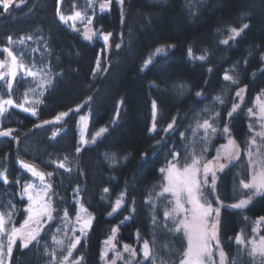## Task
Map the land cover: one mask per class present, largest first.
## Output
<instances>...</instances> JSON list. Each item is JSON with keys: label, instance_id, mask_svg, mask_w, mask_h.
<instances>
[{"label": "trees", "instance_id": "obj_1", "mask_svg": "<svg viewBox=\"0 0 264 264\" xmlns=\"http://www.w3.org/2000/svg\"><path fill=\"white\" fill-rule=\"evenodd\" d=\"M57 1L24 0L16 7L19 0H15L6 13L0 5V49L10 47L14 54L24 51V63L30 66L35 58L37 69L43 66L39 63L43 53L44 63L51 71L45 68L48 76L41 78L53 81L41 95L31 77L22 80L18 75L11 98L19 104L27 95L29 103L25 106L35 107L38 115L33 117L12 107L0 117V131L12 129V137H17L0 138V171L9 179L7 185L0 179V212L13 211L10 205L15 208L5 232L0 233V243L6 253L8 234L27 217L28 202L21 199V192L22 186L31 182V176L19 167L20 160L44 173H53L51 182L60 199L53 197L52 206L61 215L67 208L70 219L67 233L59 220L45 225L40 244L33 242L28 249L20 248L18 237L11 260L6 254L4 260L8 264H51L50 254L54 252L56 264H60L71 242V228L79 227L75 222L78 205L73 202L74 189L79 188V201L94 220L69 264L78 256L84 257L82 264H100L102 244L116 226H119L115 241L119 251L128 244L136 250V260L141 264H178L187 242L181 232L172 230L178 218L164 219L163 213L172 208L171 198L157 195L164 186L160 169L173 160L171 153L179 154V168L190 164L193 154L201 161L213 159L217 148L225 142L226 135L220 133L227 123L231 137L239 145L240 156L218 175L215 196L205 191L204 199L216 203L218 196L223 205H231L250 194L241 189L240 181L249 179L244 151L259 129V120L249 109L253 112L256 96L264 92V62L260 59L264 54V0H125L123 23L121 8L115 0L111 11L105 13L99 10L104 0H92L91 8L89 0H62L59 8ZM75 11L84 14L85 19L75 22L77 30L74 31L73 21L65 24L59 14L71 16ZM88 17L93 18L89 26L93 31L112 33L107 44L99 36L91 41L83 38ZM245 23L250 27L237 42H230L228 46L220 44L228 38L230 27ZM9 35L16 41L29 35L33 39L26 40L24 45H8ZM158 47L166 48V52L153 57L152 63L144 68L145 61ZM189 47L194 57L205 55L202 50L207 49L208 59H189ZM32 49L39 51L32 52ZM5 56L0 52V60ZM225 72L238 78L239 83L232 85L224 81ZM57 73L61 75L57 77ZM245 86L240 108L233 117H227L232 103L239 101L235 92ZM198 91L204 95L197 97ZM217 95L224 99L223 105L214 102L213 97ZM8 98L5 83L0 82V99ZM37 100L43 102L34 103ZM85 102L90 115L89 133L102 127L108 131L79 153L76 152L79 112L72 111L59 123L35 127ZM153 102L157 105L154 132L150 131L154 122ZM216 112L220 113L219 120L213 124L217 133L204 143V130H197L195 135L193 130ZM173 118L176 119L174 130L164 132ZM249 125H252L251 131ZM205 148L207 151L202 152ZM53 160H63L71 171L57 169L51 163ZM105 188L109 189L107 193ZM121 193H124V204L110 216ZM261 216H264V197L254 198L243 210L221 208L219 236L228 264H261L259 258L254 261L247 254V247L235 242L238 233L243 234L245 242L251 240L256 220ZM125 217L129 219L121 225ZM53 235L63 244L57 245ZM259 235L264 236V222L260 224ZM144 240L149 242L154 260L143 259L140 251ZM113 255V252L108 254L110 260Z\"/></svg>", "mask_w": 264, "mask_h": 264}, {"label": "snow or ice", "instance_id": "obj_2", "mask_svg": "<svg viewBox=\"0 0 264 264\" xmlns=\"http://www.w3.org/2000/svg\"><path fill=\"white\" fill-rule=\"evenodd\" d=\"M115 2L121 8V23L124 22L123 15V6L125 4V0H115ZM15 0H0V5H2L3 12H8V10L13 6ZM24 3V0H19V3H15L16 7H19L20 4ZM59 3V0H58ZM113 0H104V2L99 4V10L101 13H105L111 11V5ZM88 7H93L92 0H89ZM191 8V5H189ZM59 13V9H58ZM59 19L67 24L69 21H73L72 28L73 30H77L75 26V22L77 20L85 19V15L80 11H75L71 16H65L63 14H59ZM93 23V18H87V24L85 25V32L83 33V38L86 41H91L94 37L99 36L103 39L105 44L108 43L109 38L112 33H104L102 30L93 31L90 25ZM250 27L249 24H243L239 27H230L228 29V38L220 41V44L228 46L230 42H237L238 38L242 37V34ZM32 36L21 37L18 41L13 40V37L9 35L7 37L8 45H12L15 43H19L21 45L25 44L26 40H32ZM117 48L120 47L119 44L116 45ZM168 48H175V45H168ZM46 51L48 50L47 44H45ZM32 52H38L39 49H32ZM156 53H164L166 52V48H157ZM206 54L194 57L192 53V48H188V57L189 59H195L199 61H206L208 59L207 49L202 50ZM0 52L6 54V59L4 61H0V69H6V71L0 72V81H3L6 86V90L9 94L8 99H0V117H4L5 113L8 112L9 108L15 107L19 108L25 113H30L33 117L37 116V109L35 107H26L25 105L29 103L27 99V95H25L24 101L22 103H15L11 98V92L13 90V82L17 80L18 75H20V79L27 80L28 77H31L34 82H36V87L40 89V94L43 95L44 91L52 86L53 81L51 79H43L48 76V72H45V68H48V71H51V68L44 63L43 53H41L40 64L43 66L39 69L36 68L37 61L35 58H32L31 64L24 63L25 52L21 51L19 54H14L13 50L10 47H4L0 49ZM261 61H264V54L260 57ZM151 58L145 61L144 67L147 68L149 64H151ZM247 63V61H245ZM97 68H99V61H97ZM143 70V69H142ZM209 72H212V69H208ZM264 71V70H262ZM95 74V70H94ZM57 77L61 75V73L56 74ZM223 80L226 82H230L232 85H237L239 83L238 78L234 77V75H230L228 72H225L223 75ZM247 86L244 88H239L235 92V97L239 98L241 102H243V93L246 91ZM35 91V89H32ZM197 97H202L204 95L203 91H198L195 93ZM92 97H89L91 100ZM259 99V97H257ZM214 102H218L220 105L225 103L224 99L221 95H217L213 97ZM42 100H37L34 103H42ZM240 108V104L233 102L230 111H227V117H233L234 113ZM153 118L154 122L150 131H156L155 124V116L157 105L153 102ZM79 107L75 109V111L79 112ZM73 111V109H69L67 112H61L58 114L54 120H44L41 124L35 125V127L40 128L44 125L48 124H56L59 123L65 117H68L69 114ZM206 111V110H205ZM249 113H252V109H249ZM261 117H264V104L260 106ZM220 113L216 112L209 119L203 120V123L197 124V129L193 130V134H196V131L199 129L204 130L203 142L208 143L211 136H215L217 133V128L213 126V124L219 120ZM176 125V119L173 118L172 122L167 125L164 132H169L174 130V126ZM264 127V125H262ZM250 131L252 130V125H249ZM108 131L107 128H101L93 138V143L96 142V137H100L103 133ZM12 129L2 130L0 131V138L2 137H12ZM222 136H228L227 145H221V149L217 150V155L214 157L213 161H208L204 163L201 167V160L195 154L192 155V160L190 164H187L183 168H178V153H171L173 155V160L169 161V166L167 169H160L162 173H165L166 183L163 186L161 192L157 195L163 197L165 194H170L174 198V206L171 210H167L163 213L165 221L171 219L173 216L178 214H183V219H180L175 223L173 231L179 233L183 232L184 236L187 238V249L183 253V259H181L180 264H205V260L207 259L208 264H228V255L224 252L221 247V241L219 236L220 230V210L221 207H230L232 209H246L253 201L255 197H264V155L261 154L260 145L257 144L256 137H261L264 140V131L255 133L252 138L247 142V155H248V166L251 170V180L249 182H245L244 180L240 181V186L243 189L249 190V195H247L246 199H241L239 202L231 204V205H223L222 201L219 200V197H216L217 203L220 205L218 207L213 208L212 203L204 199V192L210 191V193H214L216 190V183L218 180L217 172H223L225 168L230 164L233 160L239 159L240 149L239 145L236 144L235 140L230 138L231 131L230 127L227 123L224 124L222 132L220 133ZM56 133H53V138ZM183 137V133H181ZM13 139H17V137H12ZM82 144H87V140H82ZM159 143V142H158ZM255 147L256 151H253ZM223 150V152L221 151ZM81 151L80 147L76 148V152L79 153ZM187 151V149H186ZM207 149H202V152H206ZM223 155L224 162H221V157ZM67 160V157H65ZM20 167L24 169L27 173H29L32 177L38 178L40 181V186L37 187L33 183H26L22 186L21 199L24 197L27 198L29 202L25 211L28 213L27 218L25 219L23 225L20 228L13 227L11 232L8 234V244L5 248L2 243H0V264H5L4 256L5 254L11 260L13 254V246L16 244L17 237H19L21 243L20 248L28 249L33 242H36L37 245L40 244V233L44 231L45 225H50V222L54 220H59L61 224L64 226L67 233V225L70 219L68 209L65 208L62 210V215L57 212L52 206L53 197L60 199L58 194L54 191V185L51 182V177L53 176L52 172L44 173L38 170L34 165L24 162L23 160L18 161ZM51 163L56 165L57 169H64L65 171H71V169L67 168L65 162L62 161H51ZM46 177L48 178L46 180ZM0 179H2L3 183L7 185L9 183L8 175L5 174L4 171H0ZM16 183H20L19 180ZM109 191L108 188L104 189V192L107 193ZM79 192L80 189H74V197L73 202L78 205V210L75 213V222L79 225V227H72L71 232L72 236L70 238V244L67 248V254L62 257L60 260V264H69V259L72 257L74 250L77 249V245L81 243L82 237L87 236L88 231L91 229L94 217L91 215L83 216L81 213H87V209L84 208L83 204H80L79 201ZM124 193L120 194V198L116 199L114 206L112 207L109 215H113L116 213L124 204ZM62 202V201H61ZM185 203L189 205L188 208H185ZM13 209L11 212H0V233L5 232V225L10 220L11 216L14 214L15 208L14 205H10ZM135 211V208L132 209ZM57 214L54 216L53 213ZM6 217L8 219H6ZM129 217H125L124 220L121 221V225L128 220ZM156 218L153 216V223L155 224ZM261 222H264V216H261L257 219L256 224L259 225ZM35 225V227H32ZM167 227V224L164 225ZM119 230V226L113 227L111 229L112 235H110L103 243L104 249L101 251V260L105 261V264H117V260H123L124 264H133V261H136V264H141L139 260H136L137 252L134 248H132L128 244L123 245V253H129V258L127 260L124 259L123 253L117 250L116 244V234ZM60 231V227H57V232ZM77 231L79 235H76ZM256 231V228L253 229ZM137 240L139 241L140 235L139 232L136 233ZM52 240L57 245H62L63 241L58 240L55 235L52 236ZM235 242L239 246H245V239L242 233H238L235 237ZM251 247L248 251V255L255 261L257 258L261 261V264H264V236H260L259 240H250L247 242ZM213 248L216 249V252L219 256L218 262L213 261ZM109 251L114 253L113 259L110 261L107 259ZM141 252L143 255V259L145 261L154 260V256L149 246V242L147 240L143 241V245L141 248ZM45 254L47 253V247H45ZM51 255V264H56V254L53 252ZM84 260L83 256H78L71 264H82ZM234 264V262H233Z\"/></svg>", "mask_w": 264, "mask_h": 264}, {"label": "rangeland", "instance_id": "obj_3", "mask_svg": "<svg viewBox=\"0 0 264 264\" xmlns=\"http://www.w3.org/2000/svg\"><path fill=\"white\" fill-rule=\"evenodd\" d=\"M158 54H160V53H156V51L149 57V58H153V57H155L156 55H158ZM148 58V59H149ZM5 59H6V57H5ZM4 59V60H5ZM4 60H0V61H4ZM264 62V61H263ZM145 68V67H144ZM3 71H6V69H0V72H3ZM257 97H259V99H257ZM86 103L87 102H85V103H83V104H81V105H79L78 107H79V115H78V119H77V132H78V147H80V148H83V147H85V146H87V145H89V144H92L93 143V138L95 137V134L99 131H97V132H95V133H92V134H90L89 133V129H90V115H89V110H88V108L87 109H85V106H86ZM238 103L241 105V101L239 100L238 101ZM262 104H264V92L263 93H261V94H259L258 96H256V98H255V100H254V109H253V112H252V115H254L258 120H259V129L257 128L255 131H257L258 130V132H261V131H264V127H262V125H264V117H261V113H260V106L262 105ZM77 108V107H76ZM75 108V109H76ZM16 109H19V108H16ZM75 109L73 110V111H75ZM20 110V109H19ZM22 111V110H21ZM77 112V111H76ZM115 118H116V116H115ZM102 128H106V127H102ZM104 134V133H103ZM102 134V135H103ZM101 135V136H102ZM100 136V137H101ZM100 137H96V141L100 138ZM230 138H232V137H230ZM257 138H260L261 139V137H259V136H257L256 137V140H257V144L258 145H260V151H261V154L262 155H264V140H262L261 139V141L259 140V139H257ZM228 139H229V137L228 136H226V138H225V142L222 144V145H227V142H228ZM233 139V138H232ZM82 140H87L88 141V143L87 144H82L81 143V141ZM218 149H221V146H219L218 148H217V150ZM246 149H247V147L245 148V151H244V153H245V155L247 156V161H248V155H247V151H246ZM217 150H216V152H215V156L214 157H216V155H217ZM222 152H223V150H221ZM253 151L255 152L256 151V149H255V147L253 148ZM214 157H213V159H211V160H208V161H213L214 160ZM208 161H201V167L203 166V164L204 163H207ZM25 162V161H24ZM221 162H224V159H223V155H222V157H221ZM27 163V162H26ZM18 165H19V163H18ZM229 165V164H228ZM168 166H169V164L167 165V166H165V167H163L164 169H167L168 168ZM19 167H20V165H19ZM21 168V167H20ZM179 168V167H178ZM22 169V168H21ZM38 169V168H37ZM226 169V168H225ZM25 173H27L24 169H22ZM39 170V169H38ZM160 173L162 174V176H163V180H164V185H165V183H166V180H165V173H162L161 171H160ZM221 172H217V176L220 174ZM27 174H29V173H27ZM30 175V174H29ZM31 176V175H30ZM48 178L46 177V180H47ZM251 180V170H250V176H249V179L248 180H244L245 182H249ZM30 183H33V184H35L37 187H39L40 186V181H39V179L38 178H35V177H32L31 176V182ZM241 187V186H240ZM241 189H243L242 187H241ZM246 190V189H245ZM246 191H249V190H246ZM165 195H168L170 198H171V201H172V208H173V206H174V198L170 195V194H165ZM213 196H215V192L213 193ZM26 200H27V198L26 197H24ZM216 198V197H215ZM247 197H244V198H241V199H246ZM256 198V197H255ZM241 199H239V200H241ZM254 200V199H253ZM28 202V201H27ZM239 202V201H238ZM29 203V202H28ZM81 204V203H80ZM212 206H213V208H215V207H218V206H220L218 203H217V200H216V203H212ZM189 207V205L187 204V203H185V208H188ZM171 208V209H172ZM222 208V207H221ZM221 211V210H220ZM83 216H87V215H90L89 213H88V211H87V213H81ZM27 215H28V213H27ZM175 217H177L178 218V221L180 220V219H183V214L181 213V214H178V215H175ZM257 221V220H256ZM23 223L24 222H22L20 225H18L16 228H20L21 227V225H23ZM32 227H35V225H33ZM254 228H256V231L254 232L253 231V233H255V234H253V237H252V239L251 240H253V239H255V240H259V237L261 236V235H259V229H260V224L259 225H257L256 223H255V227ZM181 233L183 234V232L181 231ZM258 234V235H257ZM184 235V234H183ZM18 238V237H17ZM185 239H186V242H187V238L185 237ZM250 241V240H249ZM248 242V241H247ZM245 243V246L244 247H247L248 249H250V245L248 244V243ZM142 245L143 244H141V248H142ZM104 243L102 244V247H101V251L104 249ZM118 250V249H117ZM119 251V250H118ZM122 251V253H123V250H121ZM110 252H112V251H109V253L108 254H110ZM140 253H141V255H142V252L140 251ZM101 254V253H100ZM128 254L129 253H123V256H124V259L126 258V257H129L128 256ZM113 257H114V255H113ZM112 257V258H113ZM142 257H143V255H142ZM107 259L110 261V257H107ZM212 259H213V261H216V262H218V260H219V256H218V254H217V252H216V249L215 248H213V257H212ZM123 260H117V263H119V262H122ZM100 264H105V261H103V260H101V255H100ZM178 264H180V262L178 263ZM205 264H208V261H207V259L205 260Z\"/></svg>", "mask_w": 264, "mask_h": 264}, {"label": "water", "instance_id": "obj_4", "mask_svg": "<svg viewBox=\"0 0 264 264\" xmlns=\"http://www.w3.org/2000/svg\"><path fill=\"white\" fill-rule=\"evenodd\" d=\"M61 0H59V3H60Z\"/></svg>", "mask_w": 264, "mask_h": 264}]
</instances>
